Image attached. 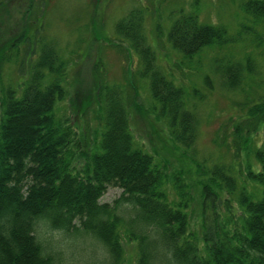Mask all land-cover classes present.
Segmentation results:
<instances>
[{"label": "trees", "instance_id": "obj_1", "mask_svg": "<svg viewBox=\"0 0 264 264\" xmlns=\"http://www.w3.org/2000/svg\"><path fill=\"white\" fill-rule=\"evenodd\" d=\"M45 1L35 10L37 30L44 23ZM239 2L246 16L264 24V0ZM34 4L31 0L26 16L33 14ZM10 10L11 0H1L0 15ZM27 30L12 38L9 51L0 54L1 61L11 60V51L23 43H28L31 55L37 51L41 41ZM115 30L138 54L140 76L149 80L157 151L169 157L178 152L181 158L190 156L187 152L196 145L200 120L189 107V90L159 66L146 35L144 9H131ZM168 39L186 59L206 46L237 41L227 25L201 22L198 4L188 11L181 8ZM228 60V66L218 68L223 85L240 89L245 72L255 74V61L251 55L245 57V64ZM32 61L20 93L5 88L0 112V264H62L50 250L52 242L43 243L38 234L42 222L52 230L96 239L109 255L106 264H134L126 261L123 231L136 242L135 264H264V142L253 148L259 168L248 163L242 185L234 170L221 164L210 172L201 165L193 174L192 167L183 164L169 171L167 163L136 143L131 115L139 108L138 89L133 86L129 98L118 87L106 86L97 94L103 120L100 139L86 151V161L78 169L75 131L56 114L58 102L68 94L67 61L52 42H42ZM242 109L245 115L234 126L238 156L241 149L250 150L254 134L264 131V95L245 102ZM160 139L169 144L166 150ZM112 186L122 190L120 196L113 203L102 202ZM194 186L204 213L225 197L231 227L207 222L202 235L190 231L188 209L195 200Z\"/></svg>", "mask_w": 264, "mask_h": 264}, {"label": "rangeland", "instance_id": "obj_2", "mask_svg": "<svg viewBox=\"0 0 264 264\" xmlns=\"http://www.w3.org/2000/svg\"><path fill=\"white\" fill-rule=\"evenodd\" d=\"M41 1L35 0L33 14L26 16L31 0H11L10 13L0 15V54L11 46L12 38L28 29V33L34 34L41 43H54L67 61L64 83L68 94L58 102L56 114L60 119L68 120L75 131L73 149L78 169L86 161V151L89 152L100 139L103 120L97 94L106 86L118 87L129 98L134 94V87L138 89L139 108L135 107L131 115L136 143L154 154L157 160L167 163L169 171L184 165L192 167L194 174L202 165L203 171L210 172L216 164H221L232 168L238 181L241 178L239 185H242L247 164L259 168L253 148L263 144L264 131L254 134L250 150L241 149L238 156L235 144L239 139L234 134V126L245 115L242 105L264 95V24L246 16L239 0H46L44 23L37 30L39 21L35 19L39 14L35 10ZM196 3L201 22L227 25L237 41L224 47L206 46L194 58L186 59L173 48L168 33L181 8L192 10ZM133 8L144 9L146 35L157 52L159 66L169 78L189 90V107L200 120L196 145L187 152L190 156L182 154L181 158L178 152L169 157L157 151L158 140L152 131L156 119L152 112L149 80L140 76L142 63L138 54L117 36L115 30L117 22ZM239 31L242 32L240 36ZM40 44L32 55L28 43H23L18 50L11 51V60H0V112L5 88L12 87L17 89V94L20 93L30 74L32 60L39 55ZM247 55L255 61V74L248 76L245 72L246 78L240 89L228 90L218 68L228 66V59L245 64ZM161 141L162 149L166 150L169 144ZM247 187L253 188V185L247 184ZM195 188L192 189L195 200L188 209L190 231L202 235L207 222L231 227L225 197L216 199L204 213L200 193ZM121 191L109 187L101 201L113 203ZM171 192V197L175 196L174 190ZM235 220L238 225L237 217ZM38 234L43 243L52 242L50 250L59 255L62 264H106L108 260L106 249L90 236L52 230L45 222L40 224ZM122 235L126 261L136 262V242L130 240L124 231Z\"/></svg>", "mask_w": 264, "mask_h": 264}]
</instances>
